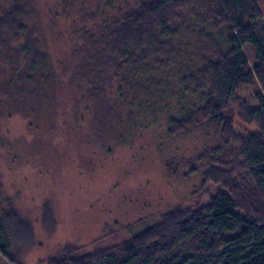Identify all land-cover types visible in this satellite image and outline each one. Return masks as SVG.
Wrapping results in <instances>:
<instances>
[{
    "label": "rangeland",
    "instance_id": "1",
    "mask_svg": "<svg viewBox=\"0 0 264 264\" xmlns=\"http://www.w3.org/2000/svg\"><path fill=\"white\" fill-rule=\"evenodd\" d=\"M141 1H37L42 52L50 54L53 74L65 83L52 106L6 95L0 83V214L15 211L27 227L22 264H42L69 249L86 254L117 245L129 226L140 230L166 210L195 205L208 189L205 172L225 171L224 160H233L231 146L207 122L169 133L171 120L202 104L194 85L206 63L227 48L224 32L185 19L173 48L158 58L166 68L145 70L141 91L129 101L123 99L128 89L118 91L113 80L122 72L116 62L103 55L87 67V48L83 57L73 58L81 44L77 28L91 29L84 21L104 22L137 9ZM259 6L264 14V0ZM244 55L249 66L257 64L253 47L245 46ZM98 81L100 99L88 95ZM254 92L246 86L239 98L253 109ZM239 115L233 106L236 138L255 131Z\"/></svg>",
    "mask_w": 264,
    "mask_h": 264
},
{
    "label": "trees",
    "instance_id": "2",
    "mask_svg": "<svg viewBox=\"0 0 264 264\" xmlns=\"http://www.w3.org/2000/svg\"><path fill=\"white\" fill-rule=\"evenodd\" d=\"M37 1L0 0V80L6 77L0 83L6 95L52 106L65 82L53 74L50 54L42 52L39 38L45 32ZM90 16L98 17L95 12ZM187 18L209 31L224 32L227 48L206 63L200 84L194 85L202 104L171 120L169 133L207 122L223 135L224 146H231L233 160H224L225 171L205 172L208 189L195 205L166 210L140 230L129 226L112 247L86 254L69 249L42 264H264V14L259 0H143L137 9L104 22L84 21L91 29L77 28L81 44L72 56L83 57L87 48V67L103 55L110 64L116 62L122 72L117 70L113 80L118 91L128 89L130 95L123 99L129 101L141 91L145 70L166 68V61L158 58L173 48ZM245 46L254 48L255 66H249ZM66 62L67 57L60 60ZM73 84L70 79L68 85ZM102 85L94 83L88 95L100 99ZM246 86L255 88L254 109L240 100ZM236 105L241 121L255 127L237 138L230 119ZM14 213L0 214V264H22L20 249L28 232Z\"/></svg>",
    "mask_w": 264,
    "mask_h": 264
}]
</instances>
